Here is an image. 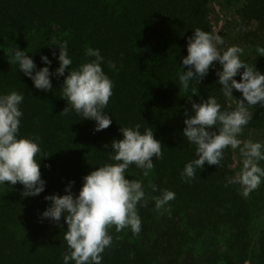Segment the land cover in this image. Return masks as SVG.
<instances>
[{
    "label": "trees",
    "instance_id": "trees-1",
    "mask_svg": "<svg viewBox=\"0 0 264 264\" xmlns=\"http://www.w3.org/2000/svg\"><path fill=\"white\" fill-rule=\"evenodd\" d=\"M237 14V38L250 45L248 66L264 74V56L258 51L264 48V0H245ZM197 28L213 35L210 0H0V96L12 91L23 95L17 138L38 143L36 160L45 181L43 192L27 197L19 182L0 183V264H64L67 224L63 216L59 223L42 217L51 204L45 196L64 195L71 181L76 196L84 176L119 163L111 159V142L123 138L121 127L137 124L141 134L153 129L164 146L163 157L152 158L148 176L129 165L125 178L142 183L147 201L146 206L144 201L137 204L141 231L134 235L130 227L117 232L111 226L112 243L101 254V264H264V226L252 248L250 204L238 184L228 183L235 176L231 146L224 149L220 165L205 162L195 178H181L185 165L198 158L196 145L182 135L185 112L195 114L192 102L211 96L221 111L236 108L218 83L219 61L199 84L189 81L187 91L180 86L179 74L188 70L182 58ZM53 36L68 43L72 65L63 76L55 74L60 62ZM17 48L33 59L34 72L49 67L51 90L35 88L11 62ZM88 48L99 50L102 70L113 82V95L103 110L112 123L101 131H94L96 122L74 109L60 113L69 106L60 90L65 77L71 68L79 70L95 60L85 54ZM41 56L51 64L45 65ZM250 112L253 118L243 127L259 130L264 145V107L257 104ZM218 130L216 125L209 129ZM165 189L175 199L158 212L154 197Z\"/></svg>",
    "mask_w": 264,
    "mask_h": 264
},
{
    "label": "clouds",
    "instance_id": "clouds-1",
    "mask_svg": "<svg viewBox=\"0 0 264 264\" xmlns=\"http://www.w3.org/2000/svg\"><path fill=\"white\" fill-rule=\"evenodd\" d=\"M51 40V45L59 48L57 59L60 63L55 74L63 76L65 69L72 65L68 43L61 42L55 36ZM222 43L218 34L213 36L199 28L194 30V34L188 38V54L182 58L183 65L188 70L179 74L180 86L187 91L189 81L194 80L199 84L208 74L213 62L219 61L222 70L217 69L216 74L219 77L218 83L223 86L221 91L226 97H232V90L236 89L242 93L243 99L237 98L233 111H221V105L211 96L201 103L192 102L195 114L188 116L187 111L185 112L186 126L182 135L196 145L195 157L198 158L185 165L181 173L182 179L195 178L197 169H203L205 162L220 165L224 149L228 146L236 149L241 145L237 135L253 118L249 107L257 104L264 107V74L240 59L243 49L239 46L228 47L221 54L216 45ZM258 51L260 56H264V48H259ZM85 54L94 56L95 60L82 64L79 70L71 68L65 77L60 90L61 97L69 106L60 113L68 115L74 109L81 118L96 122L94 131H101L112 123V118L105 115L103 110L113 95V82L102 70L103 57L99 50L88 48ZM53 56H56L55 52ZM41 59L45 65L51 64L47 56H41ZM11 62L18 64V68L32 79L35 88L44 91L52 89L49 67L45 66L34 72L36 65L24 50L17 48ZM109 66L115 68L111 62ZM241 68L244 71L240 74L241 80L237 81L234 77ZM196 94L198 89L194 88L192 95ZM22 101L23 95L16 91L0 96V183L16 185L19 182L23 185L22 196H37L45 189L40 164L36 160L41 149L32 139L17 138L20 117L23 115L19 108ZM214 125L218 126V132L209 131ZM139 129V124L135 128H120L123 138L113 139L111 142V151L115 153L111 159L119 163L98 167L84 176L78 195L72 194L74 181H71L66 186L64 195L45 196L51 204L42 217L59 223L63 216L67 224L64 239L69 252L63 257L64 264H69L70 260H74L75 264H101V254L112 243L108 230L113 225L117 232L128 227L134 235L141 231L137 204L144 201V206L147 205L145 192L140 181L126 179L125 173L129 165L134 163L144 170V176H148L154 168L152 158H162L164 146L154 137L152 128L147 129L144 134ZM262 148L264 145L260 142L250 140L244 141L243 147H240V153L244 157L243 167L228 183L241 185V195L244 198L260 186L261 177H264V168L258 164L264 160ZM151 187L156 191L155 184ZM154 199L156 210L161 212L169 201L175 199V193L165 189ZM168 211L170 214V209Z\"/></svg>",
    "mask_w": 264,
    "mask_h": 264
},
{
    "label": "rangeland",
    "instance_id": "rangeland-1",
    "mask_svg": "<svg viewBox=\"0 0 264 264\" xmlns=\"http://www.w3.org/2000/svg\"><path fill=\"white\" fill-rule=\"evenodd\" d=\"M245 0H210L211 8V22H212V32L213 36L219 35L223 43L217 44V49L227 50L231 46H239L243 49V53L240 54V59L249 65L247 60L249 52V44L243 43L237 38V28H235V23L238 21L239 17L237 14V9L243 4ZM244 71L243 68L234 77L237 81L241 80V73ZM232 97H228L229 102L236 106L237 98L243 99L242 93L236 89L232 90ZM246 103V101H245ZM253 107H249V111ZM261 133L259 130L250 127H243L240 134L237 135V139L241 141V145L236 149H232L234 155V173L235 176L242 170L244 157L240 153V147H243L244 141L260 142ZM259 166L264 168V162L259 161ZM239 189L242 192V186L239 185ZM250 204L251 210V220L249 226V237L252 242V248H254L256 243L257 234L264 226V177H261L260 186L252 191L250 195L246 198ZM245 264H249L246 262Z\"/></svg>",
    "mask_w": 264,
    "mask_h": 264
}]
</instances>
